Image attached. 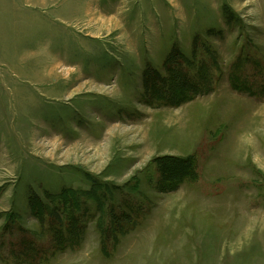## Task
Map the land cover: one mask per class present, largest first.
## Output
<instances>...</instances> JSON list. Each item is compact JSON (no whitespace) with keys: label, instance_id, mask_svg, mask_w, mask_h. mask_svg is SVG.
I'll return each instance as SVG.
<instances>
[{"label":"rangeland","instance_id":"obj_1","mask_svg":"<svg viewBox=\"0 0 264 264\" xmlns=\"http://www.w3.org/2000/svg\"><path fill=\"white\" fill-rule=\"evenodd\" d=\"M0 264H264V0H0Z\"/></svg>","mask_w":264,"mask_h":264}]
</instances>
